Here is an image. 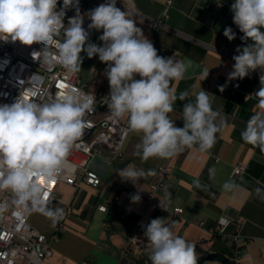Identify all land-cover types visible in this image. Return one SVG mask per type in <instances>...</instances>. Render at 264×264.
I'll list each match as a JSON object with an SVG mask.
<instances>
[{
  "label": "crops",
  "instance_id": "crops-1",
  "mask_svg": "<svg viewBox=\"0 0 264 264\" xmlns=\"http://www.w3.org/2000/svg\"><path fill=\"white\" fill-rule=\"evenodd\" d=\"M217 1L231 0H171L166 14L167 0H132L131 6L137 27L153 43L158 55H174L188 65L184 78L171 85L177 97L189 92L185 100H176L173 112L169 113L177 127H183V105L195 99L191 95L193 85L201 84L204 90L205 80L210 73L214 74L211 104L226 122L217 133L215 144L206 152L196 147L171 157L173 176L156 192L151 203L145 200V192L165 158L144 161L137 156L136 144L141 136L133 132L124 143L121 157L112 159L109 152L103 151L94 161L93 167L101 176L99 186L58 183L56 191L61 201L48 208L64 210L65 202L71 205V211L62 218L58 237L51 242L50 264H135L131 259H121V250L135 229L144 230L143 226L158 217L174 222L173 231L195 244L199 259L212 254L235 264H264V152L241 138L248 120L259 110L254 92L260 86L261 70L237 78L240 86L232 89L229 74L235 63L233 56L239 54L238 47L242 49L254 42L241 39L243 33L233 23L230 6L220 8ZM155 21L158 23L154 24ZM226 27L235 30L234 40L225 37ZM102 33V29L90 30L88 42L103 46L99 40ZM81 57L83 62L77 72L80 84L92 93L109 96L107 65L98 55L88 58L82 52ZM206 69L209 74L200 81ZM134 78L140 79L138 75ZM199 90L197 87L196 91ZM236 163H243L245 168L233 176L231 171ZM129 165L154 174L146 175L137 184L124 181L117 173ZM119 181L124 185H118ZM226 182L236 187L226 190ZM136 194L141 200L134 203L131 197ZM99 205H105V211H99ZM176 207L182 209L181 214L172 213ZM221 218L229 221L225 235L214 237L209 230ZM239 218L243 223L237 228L235 221ZM28 222L46 235L53 232L52 219L40 212L29 210ZM237 231L243 239L241 243L231 239ZM201 264L221 263L205 260Z\"/></svg>",
  "mask_w": 264,
  "mask_h": 264
},
{
  "label": "clouds",
  "instance_id": "clouds-1",
  "mask_svg": "<svg viewBox=\"0 0 264 264\" xmlns=\"http://www.w3.org/2000/svg\"><path fill=\"white\" fill-rule=\"evenodd\" d=\"M57 4L58 0H0V41H19L26 46L42 44L44 47L33 52V58L51 63L47 46L54 35L60 36L62 28V37L55 41L58 51L55 60L69 74L80 71L82 52L88 58L98 55L107 65L110 118L126 119L129 131L141 136L136 155L144 161L152 157L170 158L185 149L198 147L200 152H206L213 147L226 122L213 110L211 94L201 84L193 85L191 95L195 99L183 105V127L176 126L169 113L173 112L176 100H185L189 92L177 97L171 85L184 78L188 65L174 55H158L153 43L136 25L132 0H123L125 10L116 6L117 0H106L87 12L85 15L91 20L88 30L83 27L79 0H63L59 11ZM73 6L76 15L69 18L65 27L66 10ZM230 11L233 23L243 33L241 39L254 43L237 48L239 54L233 56L235 63L229 79H243L261 70L260 86L254 92L259 110L248 120L241 138L264 152V0H234ZM92 29L103 30L99 37L103 46L88 42ZM224 35L229 41L236 38L231 27L224 29ZM208 74L209 70H204L200 81ZM136 75L140 79H135ZM197 87L201 90L196 91ZM223 90L221 87L220 91ZM94 104L92 93L69 90L57 94L51 102L37 103L20 94L13 103L0 105V191L10 190L14 204L42 213L52 219L53 225L62 219L63 209L46 207L48 193L37 185L35 178L52 179L66 166L71 149L90 127L84 117L94 111ZM117 174L122 180L137 184L154 173L129 165ZM235 187L231 182L224 184L226 190ZM131 199L137 203L141 196L136 194ZM3 207L0 205V210ZM172 223L168 218L158 217L143 226L151 264H198L195 244L178 236Z\"/></svg>",
  "mask_w": 264,
  "mask_h": 264
},
{
  "label": "built area",
  "instance_id": "built-area-1",
  "mask_svg": "<svg viewBox=\"0 0 264 264\" xmlns=\"http://www.w3.org/2000/svg\"><path fill=\"white\" fill-rule=\"evenodd\" d=\"M106 0H79V9L84 16L83 27L85 30L91 20L85 15L95 9ZM234 0L216 2L222 4L218 6L224 8L231 6ZM171 4L167 0L164 14ZM63 0H58L57 11L61 9ZM117 7L124 9L123 1L117 3ZM76 15L75 6L66 10L63 19L65 27L68 26L69 18ZM158 22L155 21L154 24ZM233 32L235 31L232 29ZM60 36H55L53 42L47 46L51 63H44L40 59L33 58V52L40 51L44 45L34 43L31 46L16 42L0 41V105L13 103L20 94L34 100L37 103L51 102L57 98L59 93H67L75 90L82 93H92L79 82L78 74H69L67 70L56 62L55 57L58 51L55 41L63 35V29H59ZM139 76V75H138ZM214 74L210 73L204 82V90L208 92L210 98L213 94L211 79ZM229 84L233 90L239 88L240 83L236 79H230ZM95 96L94 111L86 113L84 119L90 122V127L84 130V135L76 142L71 149L66 166L52 178H35V182L48 193L45 201L46 207L59 200L56 187L63 182L67 185L77 186L80 183L97 187L101 184V176L94 169V161L101 156L103 151L111 154L112 159H117L123 154V146L131 133L127 120H113L107 108L108 96L101 93H92ZM243 163H236L232 167L231 174L237 176L244 171ZM173 176V166L171 157L165 158V162L157 166L155 178L150 182L145 192V200L148 203L156 192L165 187L167 181ZM118 185H124L121 181ZM14 196L10 190L0 191V264H50L49 258L52 255L51 242L58 237L61 220L54 225L50 235L32 228L28 222V211L23 206L13 203ZM64 215L71 211V205L65 202ZM29 209L31 205H28ZM105 205H99V211H105ZM182 209L176 207L172 209L173 214H181ZM63 215V217H64ZM226 221V223L222 222ZM237 228L243 223V219L236 221ZM229 221L225 218L218 219L216 226L209 231L214 237H224L226 226ZM202 224V223H201ZM144 230L135 229L126 246L121 250V259H131L135 264H151L149 259V242L143 235ZM235 243L243 241L238 231L231 236Z\"/></svg>",
  "mask_w": 264,
  "mask_h": 264
},
{
  "label": "trees",
  "instance_id": "trees-1",
  "mask_svg": "<svg viewBox=\"0 0 264 264\" xmlns=\"http://www.w3.org/2000/svg\"><path fill=\"white\" fill-rule=\"evenodd\" d=\"M205 260H213V261H218L221 264H235V263H231L229 262L227 259L223 258L222 256L219 255H212V254H206L203 255L199 260H198V264H201L203 261Z\"/></svg>",
  "mask_w": 264,
  "mask_h": 264
}]
</instances>
